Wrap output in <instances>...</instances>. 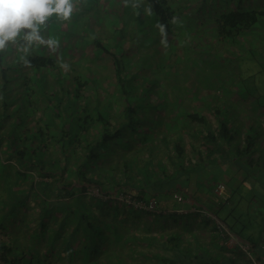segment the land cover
Masks as SVG:
<instances>
[{
  "label": "rangeland",
  "instance_id": "374dc122",
  "mask_svg": "<svg viewBox=\"0 0 264 264\" xmlns=\"http://www.w3.org/2000/svg\"><path fill=\"white\" fill-rule=\"evenodd\" d=\"M169 1L178 16L172 30L167 32L166 46L161 44L158 16L145 0H142L140 8L132 7L131 3L126 4L125 0H78L70 20L59 21L54 15L41 30L45 39H54L59 44L56 50L48 49L46 52L57 54L55 57L60 55L56 70L33 72L32 67L26 65L28 61L20 44L17 48L16 45L9 46L2 53L3 64L12 61L16 53L11 69H19L15 71L19 74L18 80L12 79L11 86L5 88L7 97L4 101L8 105H3L0 98V240H10L11 243L25 241L12 252L13 256L20 257V262L16 264H37L35 260L39 259L32 252V247L39 253L45 248L44 253L47 251V255L49 251L50 258L68 260L63 244L65 236L72 230L74 219L65 216V208H55L52 198L56 181L41 176L39 170L42 167L49 174L54 164H48L43 159L55 163L52 158H48L53 156H31V152L33 147L37 150L36 143L43 145L41 133L34 137V128L47 123L45 119L52 122L50 119L63 118L60 106H41L49 102L48 95H62L63 100L69 97V93L61 91L71 92V73L80 75V81L84 79V88L97 89L103 79L101 82L107 87L95 91V95L103 97L99 100L101 103L107 95L113 97L112 94L126 87L133 90L129 95L134 105L144 101L143 106L151 109L157 98L159 107H164L172 100L176 101L172 106H177L183 104L180 103V92L197 94L204 87L210 89L212 97L219 98L216 95L226 92L230 95L235 93L247 104L264 105V16L257 15V21L249 28L240 26L224 33L218 28L214 29L212 13L217 8H229L232 2L225 6L219 0ZM242 8L245 10L246 4ZM37 46L48 48L34 43L31 49ZM24 73L27 75L24 76ZM90 91L93 89L83 90V94H89ZM142 94L145 95L142 99L135 98V95ZM81 99L78 100L79 104H83ZM50 103H54L53 98H50ZM104 104H100V107L106 111L107 104H110L108 97ZM220 104L224 110L226 103ZM55 108L60 111H55ZM78 108L83 107L80 105ZM49 109L57 116L47 114ZM39 115L41 120L37 121ZM233 128L236 130V127ZM253 134H256L255 130ZM106 152V149H101L102 156ZM118 153L116 150L111 154L117 156ZM79 155L76 154V157ZM98 164L101 162L97 161L91 172L106 180V172ZM69 179L73 184L78 183L73 181V177ZM60 181L62 186L71 187L70 182L65 185L63 178ZM81 184L80 188L85 186L84 189L73 192L71 198L70 195L67 197L72 200L74 196H80L84 202H91L92 205L94 200H91L90 195H99L97 186L86 182ZM60 193L64 197L63 190ZM112 200L117 204L118 215L113 213L110 205H104L97 212L115 220L124 236L135 234L138 237L133 242L123 240V247L116 246L117 243L113 245L112 241V248L126 253L124 259L129 264H162L154 256H149L155 251L156 243L147 238L150 234H159L156 228H161L162 223L160 220L156 226L154 219L160 206H155L154 211L147 209L134 213L122 203L130 200L128 194H116ZM94 207L98 210V207ZM221 208L225 213L218 215L230 229L244 242L257 245L264 222L262 183L242 184L222 203ZM79 238L80 233H77L73 243H77ZM28 244L32 247H27ZM23 248L24 251L19 250ZM102 253L89 257V261L103 257ZM247 255L245 253L246 264H252ZM77 258L78 262L86 263L82 255L79 254ZM258 260L261 262L260 258Z\"/></svg>",
  "mask_w": 264,
  "mask_h": 264
},
{
  "label": "trees",
  "instance_id": "16d2710c",
  "mask_svg": "<svg viewBox=\"0 0 264 264\" xmlns=\"http://www.w3.org/2000/svg\"><path fill=\"white\" fill-rule=\"evenodd\" d=\"M145 1L150 6L152 11L158 16L157 20L159 21V25L163 24L166 26L167 32L171 31L178 15L170 1ZM219 1H222L225 6L228 2H232V5L230 3L229 8L226 7L223 10L217 8L216 11L212 13L214 22L213 27L214 29L218 28L220 32L225 33V31H232L233 29L240 28V26L249 28L257 21V15L264 16V0H246L245 2L244 0ZM244 4H246V9L241 10L243 9L242 6ZM17 45L15 48H17ZM30 51L31 52L26 55L28 61V64L26 65L27 67H32L33 72H37L39 70L54 71L58 68L57 57L49 55L50 52L47 54L46 48L40 47L39 49H32ZM15 57H17L16 53L14 54L13 58L15 59ZM14 59H12V61L10 60L8 64H3L4 59L2 53H0V78H2V81L0 82V98L1 101L3 100V105H8L4 101V98L7 97L5 88L7 89V87H9L12 79L18 80L19 78L18 72H15L19 69H11L16 60ZM26 75L27 74L24 73V76ZM119 80L121 81L122 79ZM84 83H80L78 81L73 83L71 82L73 85L72 89H75L74 95L67 97L65 100H63L62 95H60L61 97H59L58 94L48 95L50 96L48 97L49 102H45V104H42L41 107L44 106L46 108V106H48L52 108H59L60 106L62 109L61 114L63 118L61 117L60 120L50 119L52 122H48L49 119H45L47 123L40 122V126L38 124V128H34L36 129L34 137L36 138L37 134L41 133L40 137L42 139L43 145L36 143L37 150L33 147L31 156H43L44 158L45 156H53L48 158H52L55 163L43 159L48 164H54L51 166L53 168L50 169V173L48 174V170L42 169L41 167V169L39 168V170L42 172L40 174L41 176L45 175L48 178H51L50 180L56 181L57 185L55 186L56 188L54 187L55 195L52 198V202L55 204L56 209L65 208V216L67 218L74 219L72 230H70V232L65 236L63 244V249L66 252V257L68 260H57L50 258L49 251L47 255V251L44 253L45 248L41 251V253H39L34 247H32V245L28 244L27 247H32V252L36 254L37 258L39 259L35 260L38 261L37 264H82L81 262H78L77 256L79 254L85 259V264H129L126 263V260L124 259V256H127L126 253H123L120 249L112 248L111 242L113 241V245L117 243L116 246L120 245V247H123V240L133 242L137 240L138 237L135 234L124 236L121 227H118L115 220H111L108 218L107 214L102 215L97 211H99L100 208H103L104 205H110V207H113V213L117 214V204L112 202V199L116 194L117 196L127 194L129 195V198L133 200V202L124 201L122 203L126 206V208L130 209L134 213H140L141 211L147 210L144 207L135 206L134 201L142 202V204H148L150 199L155 198L157 200L156 206H160L158 198L156 196H152L157 195V193L152 192L150 186L139 188V186L134 185L135 182L130 184L128 182H118V172L120 171L122 174L127 173L130 171L128 167L131 164H136L138 160V156H125L124 150L128 149L127 147H130L132 140L146 138L151 133L150 130L153 127L152 125L156 119V114L154 111L159 108L156 103L157 98L154 99L155 106H153L151 109H146L143 106L144 101L141 103L139 102L138 105H134L132 102L133 99L129 95V92L132 93L133 90L127 89L125 87L122 89L126 94V96L123 97L125 102L124 107H122L119 111V116H112L107 108V110L104 111V108L100 107V104L102 103H100L97 96L95 97V100L98 101L92 105L90 102L88 103V101H84L83 104H79L78 100L82 97L80 94H82L84 90H80V88H84ZM19 92L20 90H18V93ZM61 92H66V94H68L66 90ZM136 93L137 90L135 91V94ZM135 96V98L142 99L145 95L142 94L140 96ZM50 98L54 99L53 104L50 103ZM74 100L76 101L77 105H75ZM222 102L225 103L226 101L223 100ZM80 105H82L83 108H78ZM104 105L106 107V104ZM51 109H49L50 111H47L46 113H50V116L52 115L56 117L57 114L55 115ZM56 110L60 111L59 109L55 108V111ZM191 115L194 116L195 114L191 113ZM214 116L218 122V128L215 133L219 137H222L223 140H227V144H229L235 135L233 131H231V129L233 130V126L228 122L230 121L229 113H225V109H221L216 110L214 112ZM40 120L41 116L39 115L37 117V121ZM254 130V128H251L245 134V149L251 150V148H255L256 143L254 138L256 137V134H253ZM255 131L258 133L257 130ZM26 135L27 134H25V136ZM32 144L33 143L31 141V145ZM38 147L40 150H38ZM101 149H106L108 153H115L116 150L119 152L121 151L122 155L124 156H102ZM38 151H40V154ZM78 153L80 155L79 157H76V154ZM18 156L24 155L18 154ZM77 160L79 161L76 162ZM97 161L101 162V164H98V167L106 172V180L101 179L99 174L91 172L93 165L97 163ZM152 173L156 172L153 170H148L147 173H145L146 177L144 180H146V183L153 181V176L156 180V176L152 175ZM156 174H158V172ZM52 177L55 178L53 179ZM69 177H73V181H77L78 183H71ZM61 178L64 179L65 185L70 182L71 187L69 188L68 186H62L60 184ZM81 182H86L88 185L97 186L99 195H90L91 200H94L92 201L93 206L91 205V202H84L80 196L73 195L74 198L72 200L69 199V197L71 198V194H73V192L85 188V186L80 188V185H82ZM153 184H157L156 181ZM132 189H135L136 192H132ZM62 190L64 197H62V194L60 193ZM177 193L180 194V192ZM109 194H111V196H108ZM67 195L70 196L67 197ZM65 201L66 203H63ZM222 203L223 202H220V204ZM94 206L98 207V210ZM150 213L156 214L155 212ZM215 216L220 217L218 213H215ZM121 218H123V216H121ZM210 219L214 220V218L211 217ZM217 219H219V221L213 223V229H218L221 231L223 235L222 238L226 240L229 231H227L225 228H221L220 225V223H224L225 225L226 223L222 221L221 218ZM226 227L228 228L227 225ZM77 233H80V238L77 243H73ZM147 238H149V240L152 242L155 241L156 243L155 251L149 253V256H154L158 261L164 264V261L168 260V258H164V236L162 237L159 235L150 234ZM9 241L0 240V264H16V262H20V257L18 258L16 255L13 256L12 252L14 251V248H17V246L25 243V241H16L15 243H11ZM48 246L49 245H47L46 248H48ZM101 249L104 250L105 253H102ZM220 249L221 250L218 252L213 253L212 251L207 252L204 248H199L198 251H194L195 253H191L189 248H187L185 249L184 254L181 256H176L167 263L225 264L232 262V264H243L244 261V264H246V252L241 248L240 245L236 244V246L232 249V251L239 253V257L237 258L234 256L225 255L223 253L228 249L224 242H222L220 245ZM19 250L24 251V248ZM99 252L103 254V257L94 258L93 260L89 261V257H95L97 256L96 253ZM28 264L33 263L30 262ZM132 264H135V262Z\"/></svg>",
  "mask_w": 264,
  "mask_h": 264
},
{
  "label": "crops",
  "instance_id": "0c3cea01",
  "mask_svg": "<svg viewBox=\"0 0 264 264\" xmlns=\"http://www.w3.org/2000/svg\"><path fill=\"white\" fill-rule=\"evenodd\" d=\"M40 47L42 46H37L35 50ZM48 49L46 48V52ZM49 55L53 54L50 52ZM57 58H60V55ZM83 80L80 81V75L71 73L72 83H81ZM101 81H98L100 87L97 89L80 88L84 91L93 89L89 94H80L81 98H84L81 99L83 103L85 100L92 105L98 101L95 100L96 96L99 100L103 98L95 95V91L107 87ZM209 90L202 87L197 94L182 91L179 93L182 105L172 106V103L176 102L172 100L155 110L156 119L149 136L132 140L130 147L124 150L125 156H138L136 164H131L127 173L119 172V176L117 175L120 183L135 182L134 185L139 188L150 186L152 192L157 193L152 195L158 198L160 204L154 224L157 226L161 220V228L156 229L159 230L157 235L164 236V258H168L164 264H169L167 262L184 254L187 248L191 253H195L199 248H204L207 252H218L222 242L228 248L223 252L225 255L239 257V253L232 251L236 244L230 245L228 240L231 234L240 240L241 238L222 219L229 228L226 227L229 231L227 239L222 238L221 231L213 229V223L220 218L216 217L215 213H225L221 208L222 201L214 194L213 188L217 182H224L229 197L239 190L242 184L262 183L264 188V105L247 104L246 100L239 99V94L235 93L230 95L226 92L224 95H216L219 98L212 97L213 94ZM74 91L73 88L68 95L73 96ZM115 94H112L113 97L107 95L102 104L108 97V111L112 116H119V111L125 104L123 97L126 94L122 89ZM223 100L226 101L225 113L230 115L228 122L236 127V130L231 129L235 135L229 144L215 133L218 122L214 112L222 109L220 103ZM191 113L195 115L192 116ZM251 128L258 133L254 136L255 148L248 150L245 149V134ZM110 153L106 152L104 156H113ZM124 155L121 151L117 154ZM148 170L158 174L152 173L156 180L153 176V181L146 183L144 179ZM155 181L157 184H153ZM131 191L136 192L135 189ZM175 192H180L181 200L174 198ZM244 243L249 244L252 254L261 253L259 244Z\"/></svg>",
  "mask_w": 264,
  "mask_h": 264
},
{
  "label": "clouds",
  "instance_id": "9594fccd",
  "mask_svg": "<svg viewBox=\"0 0 264 264\" xmlns=\"http://www.w3.org/2000/svg\"><path fill=\"white\" fill-rule=\"evenodd\" d=\"M134 8H140L142 0H125ZM78 0H0V53L9 46L21 45L27 55L34 43L56 50L59 44L54 39H45L42 27L52 16L59 21H68L76 10ZM161 44H167L166 26L160 24ZM67 68L66 64L62 65Z\"/></svg>",
  "mask_w": 264,
  "mask_h": 264
},
{
  "label": "built area",
  "instance_id": "2783aa9c",
  "mask_svg": "<svg viewBox=\"0 0 264 264\" xmlns=\"http://www.w3.org/2000/svg\"><path fill=\"white\" fill-rule=\"evenodd\" d=\"M213 192L214 194L217 196V198L222 201V202H226L229 199V192L226 188V185L224 182L219 181L215 184L214 188H213ZM174 198L176 200H181L182 199V195L175 192L173 194ZM129 202H133V200H128ZM127 201V202H128ZM157 204V200L155 198H152L149 200L148 204H142V202L139 201H134V205L138 206V207H144L145 209H149V210H153L155 208ZM218 220V219H217ZM219 221V220H218ZM221 228H225L226 229V225L224 223H220ZM228 243L230 245L232 244H238L241 246V248L246 252V254H248L247 256L249 257L250 261L252 264H264V227H263V231H262V235L260 237L259 240V247L261 248V253L258 255H254L252 254L249 249V244L248 243H244L242 242L239 238H237L235 235L230 236ZM258 258H260L261 262L258 260Z\"/></svg>",
  "mask_w": 264,
  "mask_h": 264
}]
</instances>
